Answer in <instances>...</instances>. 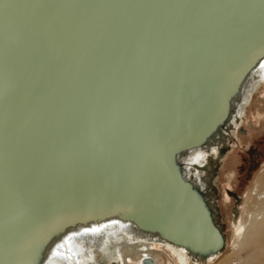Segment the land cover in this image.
Masks as SVG:
<instances>
[{
    "label": "water",
    "instance_id": "obj_1",
    "mask_svg": "<svg viewBox=\"0 0 264 264\" xmlns=\"http://www.w3.org/2000/svg\"><path fill=\"white\" fill-rule=\"evenodd\" d=\"M171 1L167 28L158 14L159 0H0V152L11 153L18 147L14 143L19 145L1 161L8 163L11 178L0 171V179L5 177L0 264H43L48 243L77 223L143 219L130 208L141 203L136 196L162 179L179 194L180 207L165 212L159 232L203 257L224 249L225 233L212 203L186 177L178 155L232 124V99L264 58V0ZM221 42L218 52L235 63L225 71L240 67L238 76L227 100L214 104L203 131L188 141L187 113L195 114V97L201 98L193 80L200 83L187 71L197 66L192 54L203 60L204 51ZM186 52L191 59H181ZM131 60L123 77L110 81L117 73L113 65ZM149 71L176 82L175 90L163 88L148 97L126 92L129 81ZM81 84L91 93L124 85L125 101L113 107L96 97L68 98L79 94ZM56 197L79 208L46 235L39 230L31 245L29 230L42 217L36 209ZM194 211L198 219L189 227ZM175 224L179 227L173 229ZM23 244L30 246L15 254L14 247Z\"/></svg>",
    "mask_w": 264,
    "mask_h": 264
},
{
    "label": "bare ground",
    "instance_id": "obj_2",
    "mask_svg": "<svg viewBox=\"0 0 264 264\" xmlns=\"http://www.w3.org/2000/svg\"><path fill=\"white\" fill-rule=\"evenodd\" d=\"M170 7H173L171 0H159L160 13L158 14L161 16V21L164 22L162 27L167 26L168 28V26H171L169 23L170 20L173 19V16ZM178 23L179 22H177L174 26H177ZM222 41H228V39H224ZM220 46H223V42L210 45L209 49L204 51L203 60L198 56L197 60L196 56L192 54V60L195 64H197V66L195 69H188L187 71L195 74L193 79L198 80L200 83V85H198V83L193 80V84L196 85L194 86V89L200 92L201 98L195 97L190 90L186 89L183 85L178 84L181 88L188 91V93L191 94V97L198 99L196 103L198 110L194 108L195 114L193 115L189 112L187 113L189 124L185 131H187L186 137L188 141L193 140L203 131L202 129L206 124L205 119H207L208 114L214 108V104L216 105V103H218L223 105V103L227 100V94L230 89L233 88L235 79L238 76L240 67L238 70L225 71L227 66H233L235 63L231 62V57L227 58L228 61L226 60V57L223 58V55L221 54L223 50ZM218 51H221V53ZM226 54L228 55V52H226ZM213 55H216L215 58ZM186 57L191 59V55L187 52L181 59ZM236 57L232 59H235ZM133 61L134 60H131L130 62L121 61L118 62L119 64H114L113 70H116L117 73L110 81H114V79L118 78L121 79V77H123V69L127 68V65L133 63ZM219 63L225 67L217 68L216 66L220 65ZM188 64L189 63H187V65ZM256 64L257 65H255L246 75L240 85L238 94L232 99L233 106L228 120L229 123H232L230 126L238 125L240 120L246 118L245 105L247 103L251 104L250 102L253 98L252 96L254 91L264 85V58ZM100 81L101 80H98V82ZM203 83L208 86H205ZM173 84L177 83L169 80L167 77L154 76L152 72L149 71L148 75L141 76L134 81H129V83L125 86L116 85L113 87H107L104 91H101V93L97 92V90H99L98 88H95L94 93L86 91L87 89L83 88L86 87V85L81 84L78 85V89H76V91H78L80 88H83L80 92H78L79 94L68 98L81 97L84 99H91L96 97L107 100L108 102L106 103L114 107L122 101H125L126 96L124 93L126 92H136L135 95L139 92L146 93L144 96L148 97V93L156 92L163 88L175 90L172 86ZM122 86H124L126 92L120 90ZM135 95H131L130 97H134ZM111 100H114V102ZM184 100H186V98H184ZM182 109L186 111V109ZM1 119L2 118H0V127L2 129ZM190 125H193V127ZM226 126L230 127L228 125ZM225 127L221 128L220 131L213 133L203 145L186 149L178 155V160L183 165V171L186 177L192 179L205 191L211 203H213V200H211V196L208 192V188L210 186L209 181L212 176V173L209 174L208 168L209 152L211 150L213 152L218 151L216 145L223 136V130H225ZM240 129L241 128H239V130ZM12 137L17 139V137ZM14 145L18 147H14V149L11 150V153L0 152V162L5 159L9 160V156L19 149L17 142L14 143ZM1 163V174H4L10 181L11 176H9V172L5 169L8 163L6 161ZM4 178L5 177L1 176L0 183H4ZM258 188H260V191L256 190L255 194L252 195V203H249L246 212V222L250 226V229L247 234L242 235L243 232H241L240 242L234 250V257L237 262L235 263L232 261L230 263L231 257H229L219 264H239L241 261H244V264H250V262H252V264H264V249L262 247L253 251V253H251V255H249L245 260L242 257V252L245 249L254 246V243L256 242L264 241V177L258 185ZM142 194L143 197L140 195L142 198L140 196H136L138 201H141V203L134 205V207H131L130 210L132 213H141L143 219L133 222L122 218H109L101 222L93 221L77 223L75 226L67 227L65 230L56 235L46 246L43 253L46 258L43 261V264H99L98 256L101 259L100 261L102 264H106V261H119L121 264H148L145 260L147 258H151L154 264H160V262L156 259L158 256L159 246H162L172 252L179 261V264H215L220 260L225 247L221 251L211 252L207 256L203 257L190 251L187 247L179 245L172 238L170 240L167 239L161 234V232H159L160 228L163 229L162 223L165 212L171 209H178L180 207L177 203L180 201V196L168 180L162 179L157 181L156 186H153L150 191H145ZM2 196L5 195L0 193V197ZM233 197H237V195H233ZM125 198L126 197L122 198L123 201H125ZM6 199L8 198L6 197ZM64 200L65 199L63 198L62 200L57 197L54 199L52 198L45 201L48 203L47 205L43 203L42 207L39 206V208L36 209L38 211L37 213L42 214V217L37 224L34 223L35 225H33V229L29 230L32 234L30 236L31 245L36 243L38 237L35 238L33 236L35 234H39V230L43 233L42 235H46L49 230L60 225L63 221L70 220L71 217L75 215L73 214V211L79 207L77 205H71L70 207L66 206L61 203ZM1 201L2 200L0 198V202ZM238 202H240L239 198ZM193 213L195 218H192ZM193 213L187 223L189 227L191 225L193 227L194 223H192V221L198 219L197 212L194 211ZM237 215L238 210L234 221H236ZM195 223H198V221H195ZM50 224H52L51 227L46 229ZM238 226L239 230L243 228V225L238 224ZM178 227L179 224H175L173 229ZM187 229V227H184L182 233L185 234ZM200 232H202L201 229ZM227 238L225 241L226 243H229ZM155 245L157 248L156 250L154 247ZM29 246L30 245L27 246L23 244L14 247L15 254H19L23 250L29 248ZM260 252L263 254L260 255ZM255 255H257V258H255ZM170 264L174 263L171 262Z\"/></svg>",
    "mask_w": 264,
    "mask_h": 264
},
{
    "label": "rangeland",
    "instance_id": "obj_3",
    "mask_svg": "<svg viewBox=\"0 0 264 264\" xmlns=\"http://www.w3.org/2000/svg\"><path fill=\"white\" fill-rule=\"evenodd\" d=\"M252 97L251 104L245 105L246 118L240 120L238 125L225 127L223 136L216 145L218 151L209 152L208 168L212 176L208 192L215 204L216 221L223 228L229 242L226 243L222 257L215 264L229 257L230 263L237 262L234 250L240 242L241 232L242 235L247 234L250 229L246 222V212L249 203H252V195L256 190L260 191L258 185L264 177V85L254 91ZM242 129L245 131L242 132ZM221 148H225L222 155ZM231 192L236 193L240 202ZM236 209L238 215L234 221ZM238 224L243 225L242 231L238 229ZM154 247L156 250V245ZM260 247L264 249V241L256 242L254 246L245 249L242 252L243 259H247ZM156 259L160 264H179L175 255L162 246H159ZM100 260L98 256V262L102 264ZM114 262L108 264H121L119 261ZM239 264H244V261Z\"/></svg>",
    "mask_w": 264,
    "mask_h": 264
},
{
    "label": "flooded vegetation",
    "instance_id": "obj_4",
    "mask_svg": "<svg viewBox=\"0 0 264 264\" xmlns=\"http://www.w3.org/2000/svg\"><path fill=\"white\" fill-rule=\"evenodd\" d=\"M241 131L244 132L245 130L242 129ZM223 149L225 150V148H223ZM220 150H222V148H221ZM222 154H223V153L221 152V155H222ZM231 195H234V196H235L236 193H232V192H231ZM211 200H212V198H211ZM212 207H213V209L215 210V204H214V202L212 203ZM107 262H108V261H106V264H108ZM110 263H111V262H110ZM113 263H115V262H113Z\"/></svg>",
    "mask_w": 264,
    "mask_h": 264
},
{
    "label": "snow or ice",
    "instance_id": "obj_5",
    "mask_svg": "<svg viewBox=\"0 0 264 264\" xmlns=\"http://www.w3.org/2000/svg\"><path fill=\"white\" fill-rule=\"evenodd\" d=\"M55 254V253H54Z\"/></svg>",
    "mask_w": 264,
    "mask_h": 264
}]
</instances>
